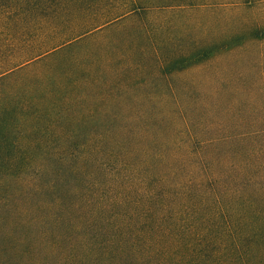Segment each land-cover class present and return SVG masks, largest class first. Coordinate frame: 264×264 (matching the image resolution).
<instances>
[{
    "label": "trees",
    "instance_id": "trees-1",
    "mask_svg": "<svg viewBox=\"0 0 264 264\" xmlns=\"http://www.w3.org/2000/svg\"><path fill=\"white\" fill-rule=\"evenodd\" d=\"M263 79L264 0H0V184L23 254L256 264Z\"/></svg>",
    "mask_w": 264,
    "mask_h": 264
},
{
    "label": "rangeland",
    "instance_id": "rangeland-1",
    "mask_svg": "<svg viewBox=\"0 0 264 264\" xmlns=\"http://www.w3.org/2000/svg\"><path fill=\"white\" fill-rule=\"evenodd\" d=\"M244 15L248 16L250 14L246 12ZM132 45L134 44L132 43ZM243 64V62L240 63L238 68H245ZM249 82H252V75L247 73L244 83L247 84ZM10 182H5V187L0 184V264H63L62 259L51 254V248L45 239L42 241L38 240L34 246L37 252L34 257L28 258L23 254L27 247L17 243L15 238L25 234V229H22V227L27 226L24 225L27 218L26 216L18 218L19 201L13 191L15 188ZM246 216L248 215L246 214ZM32 231L38 236L40 233L47 232L44 227L33 229ZM255 249L256 251H263L264 243H260ZM228 259L229 257L226 260ZM254 262L256 264L264 263V256L257 255L254 258ZM249 263L252 264L250 261Z\"/></svg>",
    "mask_w": 264,
    "mask_h": 264
}]
</instances>
